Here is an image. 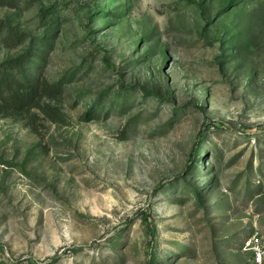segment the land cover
I'll use <instances>...</instances> for the list:
<instances>
[{"label": "rangeland", "instance_id": "1", "mask_svg": "<svg viewBox=\"0 0 264 264\" xmlns=\"http://www.w3.org/2000/svg\"><path fill=\"white\" fill-rule=\"evenodd\" d=\"M0 26V66L56 85L0 116V264H264V0H0Z\"/></svg>", "mask_w": 264, "mask_h": 264}, {"label": "trees", "instance_id": "2", "mask_svg": "<svg viewBox=\"0 0 264 264\" xmlns=\"http://www.w3.org/2000/svg\"><path fill=\"white\" fill-rule=\"evenodd\" d=\"M3 30L4 27L0 26V33ZM30 57L31 51H28L0 66V116L18 117L34 109L43 110L48 114V111L41 107L40 100L47 89L54 88L56 85H49L47 81L39 79L30 81L28 78L21 77ZM47 108L50 112L53 111L50 105H47ZM152 233L155 234L154 231Z\"/></svg>", "mask_w": 264, "mask_h": 264}, {"label": "built area", "instance_id": "3", "mask_svg": "<svg viewBox=\"0 0 264 264\" xmlns=\"http://www.w3.org/2000/svg\"><path fill=\"white\" fill-rule=\"evenodd\" d=\"M263 262V253L257 249L255 252V264H262Z\"/></svg>", "mask_w": 264, "mask_h": 264}]
</instances>
